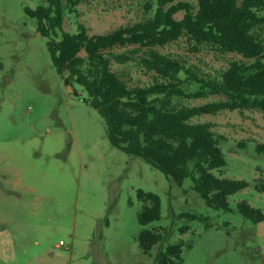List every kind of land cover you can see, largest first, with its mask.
<instances>
[{"label":"rangeland","instance_id":"374dc122","mask_svg":"<svg viewBox=\"0 0 264 264\" xmlns=\"http://www.w3.org/2000/svg\"><path fill=\"white\" fill-rule=\"evenodd\" d=\"M146 1L85 0L64 26L74 32L82 22L91 34L110 32L143 19ZM47 3L0 0V264H100L103 253L110 264H155L159 249L179 241L185 242L182 264H264V220L246 217L239 207L248 201L264 210V191L256 187L264 181V152L256 149L264 142V112L226 109L195 119L213 122L224 135L227 163L216 174L249 182L229 196L230 210L208 205L191 177L180 185L111 142L105 118L81 85L65 83L48 37L25 9ZM162 50L205 78L219 75L232 57L186 39ZM114 68L131 83L155 75L131 64ZM140 190L162 199V217L146 227L162 230L166 239L151 254L138 241Z\"/></svg>","mask_w":264,"mask_h":264},{"label":"trees","instance_id":"16d2710c","mask_svg":"<svg viewBox=\"0 0 264 264\" xmlns=\"http://www.w3.org/2000/svg\"><path fill=\"white\" fill-rule=\"evenodd\" d=\"M84 1L48 0L25 8L48 37L58 73L67 85L77 83L88 92L87 100L105 118L115 146L143 157L180 185L191 177L193 188L208 205L230 210L229 196L249 182L216 174L215 169L227 163L221 145L224 135L213 122L195 119L226 109L264 112V0H147L143 19L113 31L91 34L82 22L74 32L65 29L66 15L77 16ZM181 39L231 54L227 68L205 78L162 50ZM115 64H131L155 75L152 81L131 83ZM187 85L197 89L187 91ZM211 95L222 98L199 105L177 101ZM256 149L264 152V142ZM256 187L264 191V181ZM139 197L144 203L138 212L143 226L138 241L143 252L151 254L166 239L162 230L146 227L162 217V199L145 190ZM239 207L246 217L264 220V210L248 201ZM184 245L179 241L159 249L155 264H182Z\"/></svg>","mask_w":264,"mask_h":264},{"label":"crops","instance_id":"0c3cea01","mask_svg":"<svg viewBox=\"0 0 264 264\" xmlns=\"http://www.w3.org/2000/svg\"><path fill=\"white\" fill-rule=\"evenodd\" d=\"M110 262H111V259L108 253L107 254L103 253V256H101L99 263L100 264H110Z\"/></svg>","mask_w":264,"mask_h":264}]
</instances>
